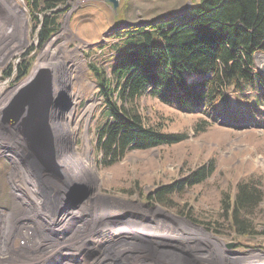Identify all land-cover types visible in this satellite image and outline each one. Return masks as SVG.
Masks as SVG:
<instances>
[{
    "label": "rangeland",
    "instance_id": "1",
    "mask_svg": "<svg viewBox=\"0 0 264 264\" xmlns=\"http://www.w3.org/2000/svg\"><path fill=\"white\" fill-rule=\"evenodd\" d=\"M18 1L24 12L0 0V264H264L263 109L254 112L230 93L224 111L207 118L147 96L142 106H155L167 131L183 139L130 149L111 165L97 149L105 114L89 64L108 69L104 52L119 34L179 17L198 0H119L116 11L106 0H49L53 7L38 10ZM54 15L58 27L42 40L45 19ZM255 62L264 72V53L257 51ZM38 76L39 87L50 80L54 164L33 149L12 112ZM173 184L179 188L171 205L147 198ZM241 184L258 193L245 235L225 224L224 200Z\"/></svg>",
    "mask_w": 264,
    "mask_h": 264
},
{
    "label": "trees",
    "instance_id": "2",
    "mask_svg": "<svg viewBox=\"0 0 264 264\" xmlns=\"http://www.w3.org/2000/svg\"><path fill=\"white\" fill-rule=\"evenodd\" d=\"M27 1L37 10L55 4ZM34 18L38 19L36 14ZM170 18H156L119 34L117 43L104 52L108 69L89 64L103 99L105 121L97 126L96 133L97 149L106 165L130 149L183 139V135L167 131L166 116L155 106L151 112L142 106L144 97L179 110L200 109L207 118L222 113L231 94L254 112L264 110V72L255 70V53H264V0H198L187 12ZM120 19L117 16V21ZM45 20L42 40L58 27L57 15ZM24 68L20 75L27 72ZM193 77L196 79L190 81ZM201 128L197 122L195 130ZM179 186H161L147 198L171 205ZM228 197L224 200L228 211L225 224L245 235L254 227L249 215L258 193L250 184H241L235 196ZM184 209L182 206L180 211L184 213Z\"/></svg>",
    "mask_w": 264,
    "mask_h": 264
},
{
    "label": "water",
    "instance_id": "3",
    "mask_svg": "<svg viewBox=\"0 0 264 264\" xmlns=\"http://www.w3.org/2000/svg\"><path fill=\"white\" fill-rule=\"evenodd\" d=\"M106 2L112 5L115 11L117 10L119 0H106ZM41 74L45 76L47 74L49 76V71L43 70ZM39 78H41V76H38L34 82V88H30L33 90L32 92L26 94H23V92L22 96H18L12 112L15 114L14 119L16 125L21 128L31 140L33 149L48 158L50 164H54V158L53 155H51L52 150L50 148L52 147L50 144L51 139L49 137L46 122L47 111L52 102L48 95L50 80L48 79L49 81L39 87L40 85L38 86L37 83Z\"/></svg>",
    "mask_w": 264,
    "mask_h": 264
},
{
    "label": "bare ground",
    "instance_id": "4",
    "mask_svg": "<svg viewBox=\"0 0 264 264\" xmlns=\"http://www.w3.org/2000/svg\"><path fill=\"white\" fill-rule=\"evenodd\" d=\"M18 1V0H17ZM16 0H9V2H10V5H11V7H12V9H14V11H17V12H24V9L20 6V4H18V2H17ZM23 24H25L26 26L28 25V18L26 19V21L23 23ZM24 25V26H25ZM24 26L22 27V29L24 28ZM4 31H5V33H6V29L4 28ZM33 76H34V74H33ZM32 76V77H33ZM31 77V78H32ZM90 109H91V107H90ZM89 109V110H90ZM52 155V154H51ZM80 160H82L83 162H84V164H86V165H88V163H87V160H86V157H85V154L84 153H81V155L78 157ZM63 162L64 161H62V164H63ZM65 163V162H64ZM77 171H79V170H77ZM30 235V234H29ZM28 234H27V236H29ZM11 237H12V231H11V229H10V231H9V233H8V239H11ZM51 250L52 251H54L53 250V248H51V246L50 247H48L47 248V250H45L43 253H44V255L46 254H49L50 252H51ZM43 253H41V254H39V255H37V256H35V257H31V258H28V259H35V258H37V257H40V256H42L43 255ZM4 256V255H3ZM5 259V261L7 260L6 258H3V260ZM12 259V258H11ZM14 259V262H21V261H23V260H26L27 258L26 257H16V258H13ZM41 259V258H40ZM9 260H7V262H8ZM31 262V261H30ZM28 263V262H27ZM256 263V262H255ZM11 264V263H10ZM240 264V263H239Z\"/></svg>",
    "mask_w": 264,
    "mask_h": 264
}]
</instances>
